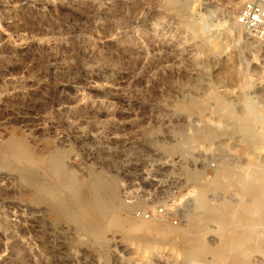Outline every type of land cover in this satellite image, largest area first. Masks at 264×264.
I'll return each mask as SVG.
<instances>
[{
	"label": "rangeland",
	"instance_id": "374dc122",
	"mask_svg": "<svg viewBox=\"0 0 264 264\" xmlns=\"http://www.w3.org/2000/svg\"><path fill=\"white\" fill-rule=\"evenodd\" d=\"M186 1L0 0V264H264V212L242 187L250 165L264 183V44L233 26L239 0ZM249 101L258 142L229 115ZM173 198L182 217H154L166 230L135 226ZM197 231L240 250H191Z\"/></svg>",
	"mask_w": 264,
	"mask_h": 264
},
{
	"label": "bare ground",
	"instance_id": "6f19581e",
	"mask_svg": "<svg viewBox=\"0 0 264 264\" xmlns=\"http://www.w3.org/2000/svg\"><path fill=\"white\" fill-rule=\"evenodd\" d=\"M234 0H230V2H233ZM168 2V5L171 6L172 8H175L177 9L178 11H184L186 10V8H188L187 6L188 5V2L186 0H167ZM239 3V2H238ZM237 3L235 2V5ZM233 26L234 27H237V28H241L242 27V24L240 23L239 19H235L233 21ZM233 112H230L229 115L230 117H234V124H233V127L234 129L236 130H239L241 131L243 134H245L246 136H248L247 140L249 139V136H253V141L255 142H258V138H256L255 136V133H256V124L259 122V116H258V113H257V110H256V105L254 102L252 101H249V102H246L244 104V108H243V115H238V116H234L232 114ZM245 137V136H244ZM258 137V136H257ZM5 140V139H4ZM249 141V140H248ZM252 142V140H251ZM251 144V143H250ZM9 145L10 148L14 149V148H20L18 147V141L15 140V139H10L9 140V143L7 144ZM20 145V144H19ZM177 146H173L174 149L178 150V149H181L182 147H185V144L184 143H179V144H176ZM252 145V144H251ZM172 148V149H173ZM15 150V149H14ZM16 151V150H15ZM61 151V150H59ZM179 151V150H178ZM4 152V151H3ZM28 153V152H27ZM63 153V152H61ZM230 154V153H229ZM233 154V152H232ZM59 156H62V155H59ZM64 156V155H63ZM228 156V155H227ZM230 156V155H229ZM224 161H226L227 157L225 155L222 156ZM63 159V158H62ZM176 161V160H175ZM21 164V163H20ZM43 164H49L50 165V171L53 173V175H55L56 177H58V181L61 182V183H64L66 181H73L74 177H72V174L71 173H67V175H65L63 173V170H64V166H63V162L61 161V159L56 155V154H51L49 156L48 159H45L43 161ZM176 164V163H175ZM245 167V166H244ZM249 167H251L250 169H252V176L250 177H246L244 180H243V192L245 193H248L250 195H252L253 197H255L257 199V202H258V208L261 209L263 212H264V183H261V182H258L257 180L260 179L261 177V171H260V168L259 166L257 165H250ZM41 169V168H40ZM13 172V171H12ZM44 173V172H43ZM45 174V173H44ZM28 176V175H27ZM191 178L195 181V182H203L204 180V177L203 175L199 174V173H192L190 174ZM46 177V176H45ZM67 179V180H66ZM76 181V180H75ZM211 184H215L217 186H220L222 187L223 184H224V181L221 179L220 175L218 174L216 176V178H213L210 182ZM51 184V183H50ZM43 193L45 195H54L56 194V191L52 188V187H49V186H45L44 189H43ZM100 194V193H99ZM52 195V196H53ZM91 195V194H90ZM95 204L92 203L93 206H96L97 208V212L98 210L101 211L103 210V203L101 198H103L101 196V198L99 197L98 193L96 192L95 194ZM101 195V194H100ZM68 201V200H67ZM200 202H201V207L204 206V208H207L208 207V202H207V199H206V196L204 195V192L203 190L200 192ZM224 203L221 205L219 204V206H212L210 209L214 211V213H222L220 212L221 210L227 208L225 207ZM60 206V205H59ZM139 206V205H138ZM256 206V205H255ZM141 207V206H140ZM124 208V207H123ZM137 208V206L135 207ZM242 208V207H240ZM139 209V208H138ZM237 209V208H236ZM251 209V208H250ZM254 209V208H253ZM51 210V209H50ZM246 210V209H245ZM257 210V209H256ZM243 211V210H242ZM249 211V210H248ZM255 212V211H254ZM238 214V213H237ZM236 216H240V215H236ZM259 216V215H258ZM248 219L245 221L244 219H242L244 222H243V229L244 227L248 228V229H253V227L256 225V222H255V217L254 214H249V216H247ZM260 217V216H259ZM224 218V217H223ZM245 218V217H244ZM157 218H154V220H152V222L150 220H142L143 222L140 223V224H135V226L141 231H147V230H150L152 229L153 231H156L157 233L158 232H161L165 229H164L160 226L158 220H156ZM236 219V218H235ZM238 219H241V218H238ZM261 219V218H260ZM127 221V220H126ZM260 223H261V220H259ZM263 221V220H262ZM264 222V221H263ZM162 223V222H161ZM242 223V222H241ZM264 224V223H263ZM262 224V225H263ZM119 226L121 227H124L126 226V223L125 221L121 220L120 219V223H119ZM131 226L133 227L134 224ZM134 226V227H135ZM239 226V225H238ZM258 226V224H257ZM131 227V228H132ZM133 227V228H134ZM135 227V229H137ZM259 227V226H258ZM126 228V227H125ZM128 228V227H127ZM232 228V227H231ZM255 228V227H254ZM166 230V229H165ZM255 230V229H253ZM222 231V230H221ZM247 231V230H245ZM256 231V230H255ZM132 232H134V229L132 231V229L129 230V235L130 234H133ZM224 232V231H223ZM226 232V231H225ZM247 233V232H246ZM224 234V233H223ZM236 235V234H235ZM151 236V235H150ZM203 236H201L200 232H195L193 234H190V236L188 237V244L190 246V249L191 250H196L197 246L199 248H201V251L203 250L204 252L207 251L209 253H213L214 254V257L216 260H223L224 258L227 257L226 253L224 251H227V250H232V251H238L239 252V248L238 246H240V241H239V244L237 245V247H231V244H228V241L226 240L224 243H223V246L221 248H212V247H207L205 246L206 244L204 243V240L202 238ZM228 237V236H227ZM241 237V235H240ZM143 238V237H142ZM224 238V237H223ZM240 239V238H239ZM242 239V238H241ZM95 240V239H94ZM232 241V240H231ZM238 241V240H237ZM249 241V240H248ZM236 242V241H235ZM235 244V243H233ZM205 246V247H204ZM220 246V244L218 245ZM217 246V247H218ZM236 246V245H235ZM242 247V246H241ZM190 250V251H191ZM242 254L240 255H243V257H248L250 256L248 253V250L247 251H243L241 252ZM236 262V261H235Z\"/></svg>",
	"mask_w": 264,
	"mask_h": 264
},
{
	"label": "built area",
	"instance_id": "2783aa9c",
	"mask_svg": "<svg viewBox=\"0 0 264 264\" xmlns=\"http://www.w3.org/2000/svg\"><path fill=\"white\" fill-rule=\"evenodd\" d=\"M238 19L251 36L264 44V0H239ZM211 166L215 167L216 163L212 162ZM129 195L130 194H128L127 201L132 203L133 199L129 197ZM137 196L138 193L136 188H134V202ZM170 200L171 209H168L165 206H158L154 209L137 210L134 212V216L141 220H151L154 217L168 219L172 215L177 214V217L181 218L183 208H176L174 205L176 198ZM178 218L174 220V224L179 223Z\"/></svg>",
	"mask_w": 264,
	"mask_h": 264
}]
</instances>
